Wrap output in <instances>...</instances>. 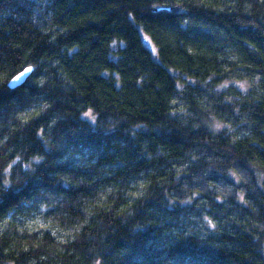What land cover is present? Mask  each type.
Masks as SVG:
<instances>
[{"label":"trees","instance_id":"obj_1","mask_svg":"<svg viewBox=\"0 0 264 264\" xmlns=\"http://www.w3.org/2000/svg\"><path fill=\"white\" fill-rule=\"evenodd\" d=\"M0 264H264V0H0Z\"/></svg>","mask_w":264,"mask_h":264},{"label":"water","instance_id":"obj_2","mask_svg":"<svg viewBox=\"0 0 264 264\" xmlns=\"http://www.w3.org/2000/svg\"><path fill=\"white\" fill-rule=\"evenodd\" d=\"M28 69H30V71H26ZM32 70H33L32 67H27L23 71H21L20 73H18L17 75H15L8 82V84H7L8 88L9 89H16V88L22 86L25 83L26 79L29 77V75L32 73ZM21 73H24V76H21ZM18 76H21L20 80H17L16 79Z\"/></svg>","mask_w":264,"mask_h":264},{"label":"rangeland","instance_id":"obj_3","mask_svg":"<svg viewBox=\"0 0 264 264\" xmlns=\"http://www.w3.org/2000/svg\"><path fill=\"white\" fill-rule=\"evenodd\" d=\"M104 75L107 76L106 73ZM28 224L33 229H38L40 227H44L43 222L38 217H33L30 221H28Z\"/></svg>","mask_w":264,"mask_h":264},{"label":"snow or ice","instance_id":"obj_4","mask_svg":"<svg viewBox=\"0 0 264 264\" xmlns=\"http://www.w3.org/2000/svg\"><path fill=\"white\" fill-rule=\"evenodd\" d=\"M26 71H30V69L26 70ZM21 76H24V73H21ZM21 76H18L16 79L20 80Z\"/></svg>","mask_w":264,"mask_h":264}]
</instances>
